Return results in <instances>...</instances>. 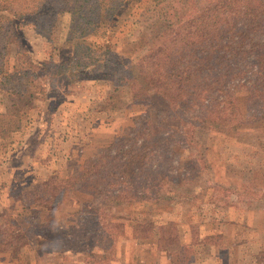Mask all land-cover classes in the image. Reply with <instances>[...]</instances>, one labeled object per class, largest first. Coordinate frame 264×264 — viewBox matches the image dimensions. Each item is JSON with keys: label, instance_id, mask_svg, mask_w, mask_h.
Segmentation results:
<instances>
[{"label": "rangeland", "instance_id": "374dc122", "mask_svg": "<svg viewBox=\"0 0 264 264\" xmlns=\"http://www.w3.org/2000/svg\"><path fill=\"white\" fill-rule=\"evenodd\" d=\"M117 4L105 35L98 30L90 37H73L76 14L68 8L57 9L46 28L26 27L31 59H52L56 65L102 59L111 41L116 45L112 62L133 67L147 49L152 0H119ZM16 51L14 46L5 51L7 69L15 63ZM84 75L78 85L63 83L49 91L46 100L36 94L20 129L0 140V213H7L21 227L28 226L24 219L28 208L20 204L23 193L54 175L67 179L87 160L98 162L117 137L126 141L137 118L150 106L157 112L166 108L156 93L153 101L134 102L130 87L115 88L114 75L95 70ZM37 82L46 87L44 76ZM235 94L246 114V91ZM11 104L0 92V112ZM255 126L246 125L235 138L202 126L184 140L178 136V192L172 189L169 200L160 205L102 206L99 217L110 216L119 226L129 224L128 237L117 244L118 255L73 253L60 244L43 255L51 242L44 237L54 236L68 244L66 236L87 235L89 227L82 226L79 217L84 209L81 203L91 204L95 196L81 188L67 190L50 217L43 210L40 220L49 221L48 228L35 229L25 252L5 255L3 264H141L144 256L148 264H264V134ZM95 216L94 212L90 217Z\"/></svg>", "mask_w": 264, "mask_h": 264}, {"label": "trees", "instance_id": "16d2710c", "mask_svg": "<svg viewBox=\"0 0 264 264\" xmlns=\"http://www.w3.org/2000/svg\"><path fill=\"white\" fill-rule=\"evenodd\" d=\"M117 1L0 0V92L12 102L0 112V140L20 129L33 109L31 100L36 94L46 100L48 92L63 83L80 84L88 70L114 75L115 88L130 87L136 103L159 96L166 106L160 112L150 106L137 118L126 141L117 137L98 162L87 160L67 179L54 175L23 193L20 204L28 208L24 217L27 227L0 213V264L7 254L25 252L35 229L48 228L49 221L40 220L43 210L50 217L67 190L81 188L90 189V195L95 196L91 204L81 203L84 209L79 217L82 226L89 227L87 235L66 236L68 244L54 236L44 237L51 242L43 255L50 254L57 244L73 253L89 250L118 255L117 244L128 237L129 224L119 226L110 216L99 217V209L160 205L169 200L172 189L178 192V136L184 140L202 126L235 138L250 123L264 134V0H152L147 49L133 67L112 62L116 45L111 41L102 59L57 65L52 59H31L24 37L26 27L46 28L57 9L68 8L76 14L73 37H90L98 30L105 35L112 13L120 5ZM12 46L17 49L15 63L7 69L5 51ZM42 76L45 88L37 82ZM240 89L247 94L246 114L235 98ZM165 118L172 121L166 123ZM55 231L53 227L51 232Z\"/></svg>", "mask_w": 264, "mask_h": 264}, {"label": "crops", "instance_id": "0c3cea01", "mask_svg": "<svg viewBox=\"0 0 264 264\" xmlns=\"http://www.w3.org/2000/svg\"><path fill=\"white\" fill-rule=\"evenodd\" d=\"M141 264H148L147 260L145 259V256L143 257V261L141 262Z\"/></svg>", "mask_w": 264, "mask_h": 264}]
</instances>
